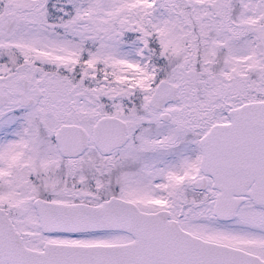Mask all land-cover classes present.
Returning a JSON list of instances; mask_svg holds the SVG:
<instances>
[{"label": "snow or ice", "instance_id": "1", "mask_svg": "<svg viewBox=\"0 0 264 264\" xmlns=\"http://www.w3.org/2000/svg\"><path fill=\"white\" fill-rule=\"evenodd\" d=\"M0 264H264V0H0Z\"/></svg>", "mask_w": 264, "mask_h": 264}]
</instances>
